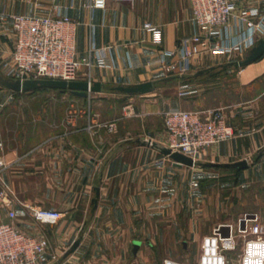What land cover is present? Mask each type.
Segmentation results:
<instances>
[{"label": "crops", "instance_id": "obj_1", "mask_svg": "<svg viewBox=\"0 0 264 264\" xmlns=\"http://www.w3.org/2000/svg\"><path fill=\"white\" fill-rule=\"evenodd\" d=\"M88 1L0 0V13L48 15L53 5L61 11L66 9L77 21L76 56L91 63L88 67L82 62L79 80L99 83L101 91L105 86L161 79L165 76L160 62L162 52L176 49L182 37L196 31L190 0H108L104 9L88 8ZM235 2L241 4L243 0ZM260 3L264 13V0ZM146 24L155 29H147ZM9 55L10 44L0 36V60ZM103 57L110 61L108 65H98L97 60ZM176 58L164 56L163 60L167 63ZM237 60V56L203 52L192 58L190 76ZM231 69H238L237 89L216 90L215 107L224 108L234 136L206 147L197 161L205 173L210 169L222 171L221 185L228 190L223 196L225 210L244 211L247 205L264 226V55L242 67L219 71L216 76H199L218 79L223 76L220 73ZM0 77L7 78L2 74ZM255 88L259 90L246 100L231 98L246 90L251 94ZM16 93L0 81V158L8 165L0 172V188L7 187L13 195L8 206L0 201V220L8 221L7 211L13 210L19 229L45 236L46 264H147L151 258L161 264L164 258L176 259L171 256L173 247H161V241L157 247L153 239L154 231L164 235L159 227L172 226L163 218L165 202L159 205L162 209L146 206L154 190L164 188L161 180L166 182L173 174L165 170L167 162L172 169L186 166L174 165L168 156L147 144L151 141L164 146L159 143L165 142L166 134L146 122L150 118L154 121L157 103L144 100L138 104L135 116L124 117L119 112L76 107L69 110L72 118L56 124L53 132L25 144L18 143L16 130L11 134L10 125L4 123L11 115L15 117ZM76 97L90 101L92 94ZM205 108L211 107L198 109ZM116 115L115 133L100 127L101 122L117 119ZM96 188L99 195L94 204ZM34 208L56 210L61 217L54 223L41 224L31 217ZM165 211L170 213V209ZM222 223L226 222L216 225Z\"/></svg>", "mask_w": 264, "mask_h": 264}, {"label": "built area", "instance_id": "obj_2", "mask_svg": "<svg viewBox=\"0 0 264 264\" xmlns=\"http://www.w3.org/2000/svg\"><path fill=\"white\" fill-rule=\"evenodd\" d=\"M108 0H89L88 8L104 9ZM131 3L133 0H111ZM191 21L195 32L181 38L174 50L162 52V71L165 74L184 75L190 72L193 57L207 52L227 58L242 57L258 39L264 38V13L260 0H190ZM53 14H11L14 33L10 78L25 80L51 78L79 80L80 61L76 56L77 21L54 6ZM146 28L154 30L150 24ZM177 57L165 63L163 57ZM98 65H108V58H99ZM89 85L91 84L87 80ZM129 112V111H128ZM115 130V121L103 124ZM90 126L88 127V129ZM163 128L168 138L167 147L197 161L208 146L227 141L234 136L224 108L199 110H170L165 112ZM8 165L0 158V172ZM12 192L0 188V201L8 206ZM34 221L50 224L60 219V212L34 208ZM8 221L0 220V264H46L48 241L19 229L14 222L15 212L7 211ZM240 249L237 264H264V228L256 213H244L235 222L213 227L203 236L196 264H229L231 254ZM161 264H188L185 261L164 258Z\"/></svg>", "mask_w": 264, "mask_h": 264}, {"label": "rangeland", "instance_id": "obj_3", "mask_svg": "<svg viewBox=\"0 0 264 264\" xmlns=\"http://www.w3.org/2000/svg\"><path fill=\"white\" fill-rule=\"evenodd\" d=\"M52 9H54V5ZM62 12L68 15L66 9H63ZM49 14H53V11ZM10 15L0 13V36H5L10 44L9 57L0 60V74L7 78H10V70L13 65L11 54L14 33L9 20ZM238 58L241 60L243 57ZM236 70L238 69L223 71L219 75L220 77L223 76L218 79L216 77L215 79L211 77H209L210 79L206 77L189 79L190 72L181 76L164 74L165 76H161V79L155 80L152 91L142 95L112 92L109 89L110 86H105L100 91L101 93L88 92V94H92L90 101H82L69 91L61 92L58 89H37L29 95L24 92H17L16 102L13 105L16 107L15 117L11 115L10 119L7 118L4 123L10 125L11 134H13V130H16L18 143L32 144L53 132L56 129L55 125L61 123L62 120L67 121V119L72 118L69 110L73 108L95 107L100 112L112 111L121 113L120 116L123 117L135 116L138 113V108H140L138 104L149 99L157 103L158 109L156 111L158 112L154 113V121H151L150 118L146 119V122L158 127V131L165 135L163 128L165 112L176 109L199 110L198 108L201 107L216 108V90L221 89L223 92V88H229L234 92L237 89ZM172 76H177V78L170 81L162 80ZM257 90L259 89H253L251 94H249V90H246L244 94L238 93L237 96L229 97L232 100L242 101L248 99ZM137 105L138 107H136ZM116 118L101 122L105 124L115 121V130L110 131L103 124L100 127L109 133H115L119 119L118 116ZM146 133L149 132L146 130ZM167 143L168 138L165 135V142L159 144L167 147ZM169 169L171 172L173 171V174L169 175L170 178L166 182L161 180L164 184L161 183L160 185L164 188L154 190L156 195L150 197L151 199L146 202V206L155 208L165 202L163 209L162 206L159 207L163 210V212L161 211L163 218L169 223L171 222L172 226L169 228L159 227V232L161 229L165 233L164 235L160 234L161 232L156 234L154 231L153 239L156 242L155 246H159L158 242L161 241V247H173L171 256L174 258L188 264H196L203 236L210 234L217 223L235 222L244 213H250V210L247 205L244 206V211L225 210L226 200L223 196L228 190L221 185L222 175L220 173L222 171L210 169L205 173L199 161H196L191 167L184 166L182 169H172L167 162L165 170ZM202 193H204V197ZM166 209H170V213L165 211ZM174 241L176 243H173ZM239 254L240 249L232 252L229 264H237ZM157 261V259L151 258L147 260V264H157Z\"/></svg>", "mask_w": 264, "mask_h": 264}, {"label": "water", "instance_id": "obj_4", "mask_svg": "<svg viewBox=\"0 0 264 264\" xmlns=\"http://www.w3.org/2000/svg\"><path fill=\"white\" fill-rule=\"evenodd\" d=\"M264 55V38L259 39L256 44L250 48L245 57L241 60L227 62L218 66L217 71H222L228 68H239L248 63H251ZM214 67L206 68L196 72L195 76L206 74L213 70ZM1 84L7 89L13 92H25L29 93L40 88H56L60 91H69L73 95L79 97H86L88 92L101 91V85L93 82L89 85L87 80H61L51 78H37V79H25L18 80L12 78L0 77ZM116 92L123 94H142L154 89V83L151 81L142 82L135 85H117L112 87ZM148 145L155 146L160 153L168 156L176 166H193L194 162L190 157H187L179 152L171 151L170 148L165 146H158L157 144L147 141ZM99 195L98 188L95 189V197L92 202L96 204ZM136 246V242L134 244Z\"/></svg>", "mask_w": 264, "mask_h": 264}, {"label": "trees", "instance_id": "obj_5", "mask_svg": "<svg viewBox=\"0 0 264 264\" xmlns=\"http://www.w3.org/2000/svg\"><path fill=\"white\" fill-rule=\"evenodd\" d=\"M219 71H217V70H215V68L213 69V70H211V71H209L208 73H206V74H203V75H214V74H217ZM203 75H201V76H203ZM200 76L198 75V76H188V78L189 79H193V78H199ZM174 78H177V76H172V77H170V78H164V79H162V80H164V81H170V80H173ZM40 89H56V88H40ZM112 92H116V91H114L113 89H112V87L111 88H109ZM59 90V89H58ZM35 91V90H34ZM60 91V90H59ZM61 92H67V91H61ZM73 95V94H72Z\"/></svg>", "mask_w": 264, "mask_h": 264}]
</instances>
